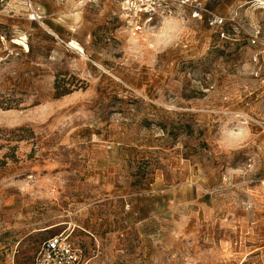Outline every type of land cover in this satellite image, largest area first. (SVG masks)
<instances>
[{
	"label": "rangeland",
	"instance_id": "1",
	"mask_svg": "<svg viewBox=\"0 0 264 264\" xmlns=\"http://www.w3.org/2000/svg\"><path fill=\"white\" fill-rule=\"evenodd\" d=\"M206 9L0 0V264H264V0Z\"/></svg>",
	"mask_w": 264,
	"mask_h": 264
},
{
	"label": "built area",
	"instance_id": "2",
	"mask_svg": "<svg viewBox=\"0 0 264 264\" xmlns=\"http://www.w3.org/2000/svg\"><path fill=\"white\" fill-rule=\"evenodd\" d=\"M125 9L135 19V29L141 30V18L152 21L160 13H167L171 8H180L182 12L190 11L193 20L202 21L207 15V24L219 28L223 19L206 9V4L216 0H124ZM80 250L70 242L69 235L60 234L46 239L37 253L33 264H81Z\"/></svg>",
	"mask_w": 264,
	"mask_h": 264
}]
</instances>
